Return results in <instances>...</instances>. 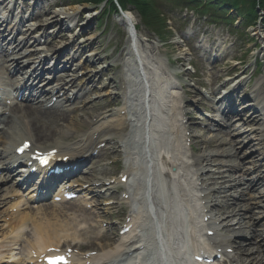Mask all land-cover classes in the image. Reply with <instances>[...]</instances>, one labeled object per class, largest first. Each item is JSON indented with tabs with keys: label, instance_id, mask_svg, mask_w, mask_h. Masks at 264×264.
I'll use <instances>...</instances> for the list:
<instances>
[{
	"label": "bare ground",
	"instance_id": "bare-ground-1",
	"mask_svg": "<svg viewBox=\"0 0 264 264\" xmlns=\"http://www.w3.org/2000/svg\"><path fill=\"white\" fill-rule=\"evenodd\" d=\"M71 9L66 10L62 15L72 14L70 12ZM126 18H128L127 20L131 24V16L127 15ZM89 27L90 24H87L83 33L87 32ZM88 41L90 42L89 45L94 46L98 41V37H89ZM130 42H133L134 51L128 56V61L125 65L126 79H128L129 89L132 91L130 103L138 124L129 125L126 120L120 118L101 123L98 125V128L104 131L105 135H100L98 138L99 142H94V146L103 143L105 140H110V138H107V135H116V137L121 139L123 143L121 146L128 153L125 158L128 163V172L132 175L134 201L139 206L137 211H134V216L138 219L137 221L144 218L145 222L142 224L135 221L137 222V228L141 229L140 240L142 242L131 244L134 238L123 237L117 240L115 244L100 245L97 249V256L92 257V260L94 262H103L104 264H113L116 261H128L131 253L134 255L133 257H141L142 260L140 262L142 264H185L188 263L189 250L196 247L201 237L198 231L200 223L196 220L199 211H195V213L192 211L197 207L193 179L199 175L198 170L203 167V162H209L212 157H216L218 154L206 155L201 153L197 156L196 160H189L187 158L178 133L174 129L166 128L162 123L171 124L173 115L176 113L175 103L174 101H170L171 96L168 93L172 83L167 79L163 62L161 59L154 57L159 56L157 53H151L144 47L142 48L141 42L135 40L133 34L130 35ZM99 61V55L94 54V64ZM19 67L16 68L11 65L10 70L16 69L17 72ZM87 81L89 85L92 84L89 80ZM96 83L97 81L94 82V84ZM111 83L112 81L109 82V84ZM263 94L259 96L262 97ZM52 110L45 111L38 107L27 106L25 111L33 117L32 120L27 125L22 124L21 129H23V132H20L21 134H14L13 131L12 134L0 131V142L8 145L12 141V138H14L12 143H18V140L23 137L34 138L32 133H30L33 127L36 135L40 131L43 132L44 137L57 134L60 139L55 141L54 147L65 149L62 146L64 145L62 140L70 136L69 134L71 133L59 130L54 122L56 118H61L66 122L69 119V115L67 113L64 114L63 110H55L57 112L51 114ZM256 119L259 120L257 116H251L250 123L257 124ZM10 122L8 119L7 123L0 125H8ZM92 122L93 118H91L88 126ZM84 123L85 121L82 120H74L72 121L71 129L78 132L81 125H85ZM50 124H54L55 128L53 130L50 129ZM13 129L18 128L14 127ZM90 141L92 142V139ZM217 141L220 143V147H225L226 145L233 146V141L224 139ZM255 154H257V151L252 153V156ZM224 156H230V152L224 150L221 157ZM167 161H170V164ZM196 163H199V166H196ZM170 168L173 177L167 173ZM234 168L235 170L242 169L241 165L238 164ZM258 169V165H254L253 171ZM164 170L166 173H164ZM242 171L249 173L251 170L242 169ZM244 175L246 174H242L241 179L231 180L234 182L232 187L235 186V188L231 187L229 190L238 189L242 184H246L243 183ZM262 182L263 178L259 177L256 181L248 184V189L252 187L251 190L255 193V187L259 186ZM1 183H3V179L0 177ZM227 188L229 187H225L224 189ZM210 190L211 193L217 191L213 188ZM2 191L5 192V196L9 194L5 187L0 186V192ZM204 193L207 194L208 191ZM252 197L254 196H249V199ZM3 199L2 201L0 200V207L6 204ZM206 199H203V201ZM208 199V203H210V198ZM239 200L242 201L228 205L229 211L224 213L223 218L220 220L227 232L245 235L244 230L245 228H250L255 208L251 207L253 204H244L246 198H242V195L239 196ZM158 202L160 204L164 203L168 210L160 214L156 213L155 204ZM212 203L215 207L219 206V204H214L213 199ZM57 207L55 204H48L46 206L41 205L30 208L27 211L22 209L18 214L13 216L15 220L10 222V224H1L0 253L6 250L11 256L14 250L17 249L25 250L30 247L47 249L53 243L59 244L64 237L74 240L78 234L77 230L74 234L70 235L68 228L64 225L68 224L69 226V224H72V221L76 222L77 218L81 217V215L74 216L73 219L63 218L62 214L57 213ZM69 211L75 210L70 207ZM80 211L83 212L84 216L89 213L84 206L80 208ZM3 212H0V222L3 220ZM249 218L251 219L250 221ZM254 225L255 223L251 226L254 227ZM59 227L66 228V231H63L65 236L60 234L63 232L58 230ZM6 229L8 230L5 232ZM20 229L21 231H19ZM137 234L138 231L135 237ZM224 236V234L220 233L218 237L211 240L221 242L226 239ZM263 241L264 239L260 240L258 233L255 232L253 238L248 242L246 241L247 243L243 248L238 247L235 249L237 254L229 255L228 258L234 257L237 260V264H264V251L261 249ZM143 246H146V248L141 250L140 247ZM241 246L243 245L241 244ZM220 247H223V249L227 248V246Z\"/></svg>",
	"mask_w": 264,
	"mask_h": 264
},
{
	"label": "rangeland",
	"instance_id": "rangeland-1",
	"mask_svg": "<svg viewBox=\"0 0 264 264\" xmlns=\"http://www.w3.org/2000/svg\"><path fill=\"white\" fill-rule=\"evenodd\" d=\"M54 1L57 2L59 0H54ZM73 8H74V10H79L77 7H73ZM85 9H86V13L91 12V10L88 7H85ZM86 18H89V16L88 15H82L81 19H80L81 22L84 23V26L86 24V21H85ZM180 18H184V16L180 17ZM120 20L121 19L119 17H116V16L114 17L113 16L112 18L109 19L107 28L102 23V21H100V23H97L98 22L97 20L92 21L91 22V28H90V30H88L87 35H88V37L89 36L90 37L91 36H94V37L97 36V37H99V39H98V43L95 46L96 48H90L89 45H82V47H84V48H87V47L90 48V49H87L85 54H89L91 50L92 51L95 50V52H97L100 55V58H102V61H103L105 55H111L114 52V50H116L117 47H122L125 44V42H126L125 41L126 40L125 35L127 33L126 32L127 30H126L125 26L122 25ZM194 20H197V18H194ZM182 22L185 23V25L181 26V28H185L188 25V21L182 20ZM182 22L179 25H182ZM192 26H193V31L195 33H197V32L203 33L204 30H206L205 26L200 24L199 21H198V23H196V24H194ZM218 27L220 28V31L222 32V34H221L222 36L226 35L229 32V30H231V32H232V29L231 28L229 29V27L226 26V25L224 27L223 26L221 27V24H218ZM209 35L212 36L210 33H209ZM85 36H86V34H85ZM138 36L144 41L147 40V36L146 35H144L142 37L140 34H138ZM195 37L197 38L198 35L195 34ZM196 38H195V40H196ZM238 38H239L238 44L227 55V62L224 61V60H221L216 65V67L218 68V70H217V72H218L217 74L218 75H222V73H219L220 71L232 73L231 70L233 68H235V67H236V71H239V70H242V69H248L249 66H251V57H252L253 51L255 49L256 43H257L256 39H254V37H253V32L251 31L250 33H248V31H246L245 34H244L243 39L240 36H238ZM123 39H124V43H123ZM235 39H236L235 37H231L230 38L231 41H234ZM145 43H147V42H145ZM147 47H148V45H147ZM182 49H183L182 45L172 44L167 49L168 50L167 57L170 58V59H172V58L173 59H177L178 57H183V55L181 53ZM233 59H235L236 61H233ZM239 60H241L243 62L242 66H238V64H237V62ZM184 63H186V62H184ZM181 67H183L182 68L183 71H185L188 68L187 64H185V65H183ZM252 71H253V68H250L249 69V75L251 74ZM115 74H116V72L112 71V72L107 74V78H114ZM202 74L203 73L201 72L200 75L202 76ZM198 77H199V74H198ZM106 79L104 78L102 80V82L105 83ZM185 80H188L189 84L192 87H194V88L191 87V89L194 92H196L195 91L196 89L197 90L200 89V86H201V80L200 79H197V78L196 79H192L191 76L187 75ZM221 81L223 82V80H221ZM96 111H97V109L95 108V106H93L91 109L88 110L89 113H94ZM86 113L87 112L81 113V114L79 113V114H76V115H71V117L77 118L79 120L80 119H83V120L84 119H89V117L92 114L91 115H87ZM69 123L70 122L68 121V124ZM61 124H63V122ZM62 128H63V126L59 125L58 129H62ZM196 133H197V135L202 134L201 131H196ZM211 136H212L211 133H209L208 136H205V138L210 139ZM57 138L58 137L56 136L55 139H57ZM47 143H48V145L53 146L52 140H49ZM198 146H199V148H202V145H201L200 142H198ZM243 147H244L243 144L242 145L241 144L238 145V148H241V150H240V157L241 158L247 156L248 153H249L248 149H244ZM204 149L208 153L215 151V148L208 149V147H207V148H204ZM212 150H214V151H212ZM229 159H231V158H227V160H229ZM231 161L234 162L235 160H231ZM97 165L100 166L101 169H97V170L93 169L94 170L93 171L94 175L92 176V173H91V175H88V176H90V177H94L95 176L96 179H101V178H104V177H107V176H111L112 174L115 173V172H113L114 171L113 168L104 170V168H102L99 163ZM231 192L234 193V191H231ZM91 233L92 234H94V233L97 234L96 231H94V232L92 231ZM250 233H251V231H250ZM250 233H249V235H250ZM108 236L110 237V235H108ZM102 243H104V242H102L100 240H96L93 244H91L89 249L97 250L100 247V245H102Z\"/></svg>",
	"mask_w": 264,
	"mask_h": 264
},
{
	"label": "trees",
	"instance_id": "trees-1",
	"mask_svg": "<svg viewBox=\"0 0 264 264\" xmlns=\"http://www.w3.org/2000/svg\"><path fill=\"white\" fill-rule=\"evenodd\" d=\"M125 1V0H122ZM130 2L139 3L141 0H128ZM195 3L196 0H191ZM216 4H211L212 7H217L219 5H231L235 4L236 6H241L251 18L256 17V5L258 3L257 0H216ZM260 4L264 9V0H260Z\"/></svg>",
	"mask_w": 264,
	"mask_h": 264
},
{
	"label": "snow or ice",
	"instance_id": "snow-or-ice-1",
	"mask_svg": "<svg viewBox=\"0 0 264 264\" xmlns=\"http://www.w3.org/2000/svg\"><path fill=\"white\" fill-rule=\"evenodd\" d=\"M27 147H29L28 143L26 142L21 148H19L18 150L23 152ZM54 154V153H53ZM44 163H47L48 160L47 158L45 157L44 160H43ZM50 262V264H55V261L57 260H60V261H63V264H69L68 260L66 257H48L47 258Z\"/></svg>",
	"mask_w": 264,
	"mask_h": 264
}]
</instances>
